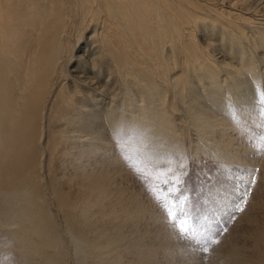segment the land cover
<instances>
[{
    "label": "bare ground",
    "instance_id": "1",
    "mask_svg": "<svg viewBox=\"0 0 264 264\" xmlns=\"http://www.w3.org/2000/svg\"><path fill=\"white\" fill-rule=\"evenodd\" d=\"M183 123L222 167L263 155L264 0H0V225L20 264H59L43 206H75L43 182L52 159L90 212L108 193L86 167L174 165Z\"/></svg>",
    "mask_w": 264,
    "mask_h": 264
},
{
    "label": "rangeland",
    "instance_id": "2",
    "mask_svg": "<svg viewBox=\"0 0 264 264\" xmlns=\"http://www.w3.org/2000/svg\"><path fill=\"white\" fill-rule=\"evenodd\" d=\"M183 125L184 159L175 156L174 165L167 159L156 166H140L115 151L107 155L103 173L86 167L108 193L97 199L90 212L93 198L86 205L81 194L86 185L79 178L65 185L66 178L79 170L52 159V170L43 172V182L61 179L65 196L74 194L70 201L75 206L71 210L43 206L51 212L49 229L55 234L47 251L58 250L59 264H253L252 247L264 246V170L260 164L264 152L253 163L246 158L249 164H233L228 169L203 152L197 154L193 131ZM234 142L241 150L240 141ZM249 151L246 156L251 158ZM95 189L93 185L89 190ZM166 210L173 212L175 220L167 217ZM181 221L187 222L189 237L171 227ZM7 229L0 225V264H20L14 241L5 239L10 233ZM193 232L195 238H191Z\"/></svg>",
    "mask_w": 264,
    "mask_h": 264
},
{
    "label": "snow or ice",
    "instance_id": "3",
    "mask_svg": "<svg viewBox=\"0 0 264 264\" xmlns=\"http://www.w3.org/2000/svg\"><path fill=\"white\" fill-rule=\"evenodd\" d=\"M254 172H258V169H257V170H254ZM254 178H255V177H254V175H253V181H254ZM238 210H241V209L238 208ZM166 211H167V217H168L169 219H171V220H175V217H174L173 212L170 211V210H166ZM186 223H187L186 221H181V222L179 223V225L173 223V224L171 225V227H173L174 230H178V234H179L180 236H182V237H189L190 230H189V228L186 226ZM195 235H196V234H195L194 232L191 233V238H195ZM209 243L215 244V243H218V241L211 240V241H209ZM204 251L207 252L208 249H207V248H204Z\"/></svg>",
    "mask_w": 264,
    "mask_h": 264
}]
</instances>
